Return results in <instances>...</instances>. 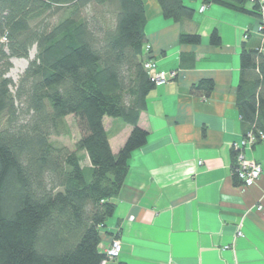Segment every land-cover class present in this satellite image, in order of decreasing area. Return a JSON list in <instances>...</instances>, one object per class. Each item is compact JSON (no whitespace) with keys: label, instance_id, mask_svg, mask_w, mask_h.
Listing matches in <instances>:
<instances>
[{"label":"trees","instance_id":"obj_1","mask_svg":"<svg viewBox=\"0 0 264 264\" xmlns=\"http://www.w3.org/2000/svg\"><path fill=\"white\" fill-rule=\"evenodd\" d=\"M155 1L165 20L181 23L194 16L183 0ZM202 2L258 18L264 7V0ZM103 8L110 11L98 16ZM59 11L67 16L50 23ZM145 25L142 0H0V264L104 260L98 246L114 211L109 200L124 183L130 155L147 140L137 125L155 87L143 68ZM179 43L198 45L200 37L182 33ZM209 44L221 45L216 30ZM33 47L35 56L12 90L10 60L28 59ZM239 63L238 112L250 131L264 132V53L242 47ZM213 88L212 80H201L190 93L207 98ZM68 116L80 138L74 150L54 148L49 138ZM105 117L132 127L116 154ZM232 178L240 185L233 167Z\"/></svg>","mask_w":264,"mask_h":264},{"label":"crops","instance_id":"obj_2","mask_svg":"<svg viewBox=\"0 0 264 264\" xmlns=\"http://www.w3.org/2000/svg\"><path fill=\"white\" fill-rule=\"evenodd\" d=\"M142 1L146 44L167 81L146 97L137 121L146 144L130 155L124 183L109 200L114 211L98 249L120 242L119 257L107 264H264V140L235 148L250 132L236 106L239 55L242 47L264 46L257 31L264 14L183 0L194 16L174 23L155 0ZM213 30L219 47L209 44ZM182 33L198 35L200 44L181 45ZM206 79L214 84L207 98L190 93ZM103 126L116 154L132 127L107 117ZM232 153L261 166L252 187L234 183ZM84 165L90 167L87 158Z\"/></svg>","mask_w":264,"mask_h":264},{"label":"built area","instance_id":"obj_3","mask_svg":"<svg viewBox=\"0 0 264 264\" xmlns=\"http://www.w3.org/2000/svg\"><path fill=\"white\" fill-rule=\"evenodd\" d=\"M253 1V0H251ZM261 0L260 3H262ZM203 9V7H202ZM261 16L264 14V7L261 5L260 7ZM257 31L261 33L264 37V19H262L258 25ZM260 51L264 53V46L260 48ZM151 46L149 44H145L143 48V68L148 74L151 81L155 86L164 84L167 81V76L165 73L159 69H157L156 65L153 63L151 58ZM175 73H170V77H173ZM264 140V133L259 131L257 134H254L252 131L248 132L245 139L241 142V145L235 146L236 150L241 149L246 145L253 146L257 144L259 141ZM198 166L201 165V162L197 163ZM233 172L240 182V187L247 189L252 187L261 176V166L255 162L254 160H246L241 153H237L235 156L234 164H233ZM240 235V234H239ZM121 252V244L118 240L113 239L110 242L108 248H106L103 253L105 255L104 260H102L101 264H107L108 261L116 260Z\"/></svg>","mask_w":264,"mask_h":264},{"label":"rangeland","instance_id":"obj_4","mask_svg":"<svg viewBox=\"0 0 264 264\" xmlns=\"http://www.w3.org/2000/svg\"><path fill=\"white\" fill-rule=\"evenodd\" d=\"M110 9L103 8L102 10H99L98 16H100L102 13L109 12ZM93 11L90 10L89 16L93 15ZM67 16L63 11L56 12L49 16L50 23H56L58 20L63 19ZM36 53L35 47H33L29 54L28 59H11L10 62L12 64V68L9 70L7 77L13 82L14 88L12 90L16 89V85L18 84L19 78L24 73L25 69L27 68L29 62L33 60ZM5 127V118L0 117V129H3ZM58 135H52L49 138V143L54 148H67L69 150H74L76 143L78 142L80 138V134L78 131V128L76 126V122L73 119V117L68 116L65 117L63 120L60 121L58 126ZM81 158H83V153L80 154ZM82 165L85 168L84 174L87 179L90 177V172L86 169L84 165V159H82Z\"/></svg>","mask_w":264,"mask_h":264}]
</instances>
